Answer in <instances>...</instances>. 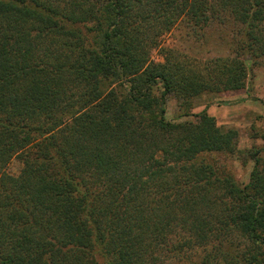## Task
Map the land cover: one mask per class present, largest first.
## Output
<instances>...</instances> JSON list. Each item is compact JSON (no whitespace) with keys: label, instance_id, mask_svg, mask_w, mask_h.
I'll list each match as a JSON object with an SVG mask.
<instances>
[{"label":"trees","instance_id":"trees-1","mask_svg":"<svg viewBox=\"0 0 264 264\" xmlns=\"http://www.w3.org/2000/svg\"><path fill=\"white\" fill-rule=\"evenodd\" d=\"M177 26L220 30L229 55L163 48ZM263 65L264 0H0V264H160L212 243L201 264H264V159L240 184L215 159L239 132L191 113Z\"/></svg>","mask_w":264,"mask_h":264},{"label":"rangeland","instance_id":"rangeland-1","mask_svg":"<svg viewBox=\"0 0 264 264\" xmlns=\"http://www.w3.org/2000/svg\"><path fill=\"white\" fill-rule=\"evenodd\" d=\"M224 34L220 41V30L208 31L205 39L198 41L194 36H186L182 26H177L170 33L163 36V48L178 49L194 57L205 59L207 57L228 56ZM224 41V42H223ZM154 62H163L161 50L152 52ZM160 89V88H158ZM191 113L199 114L205 109L215 117L218 125L223 128H234L239 132L238 151L233 156L216 155L225 172L231 173L237 182L247 185L255 167L256 155L264 159V65L253 70L247 82L246 89L237 92L220 94H205L193 102ZM178 101L171 97L167 102V118L172 121L185 120ZM22 164L14 160L8 168L12 175H19ZM247 247V244H246ZM218 244L201 245L185 251L182 258L169 257L160 264H201L202 260L218 251ZM229 246L224 247V251Z\"/></svg>","mask_w":264,"mask_h":264}]
</instances>
